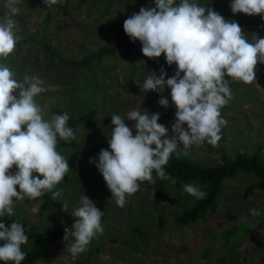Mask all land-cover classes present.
<instances>
[{"label": "rangeland", "instance_id": "374dc122", "mask_svg": "<svg viewBox=\"0 0 264 264\" xmlns=\"http://www.w3.org/2000/svg\"><path fill=\"white\" fill-rule=\"evenodd\" d=\"M3 2L0 0V18L4 12ZM63 4L68 5L69 14L59 7ZM230 4L231 0H207L201 6L211 7L225 19L238 22L249 41L255 36L264 38V28L261 27L264 25V14H234ZM18 7L20 10L14 17L19 27L18 35L29 40L17 43L15 51L0 63L9 65L20 81L26 75L37 76L42 81L41 86L46 91L36 100L44 108L46 119L52 115V107L68 108L75 116L84 115L93 107L97 109L89 126L78 127L75 138L82 153L74 178L57 185V190H62L57 207L45 211L41 206V197L35 200L25 198L15 201L14 214L27 217L39 230L51 227L64 232L65 227L71 229L75 218L70 212L62 210L63 202L68 203L71 211L85 194L104 212L101 219L103 234H98L87 251L76 257L68 252L70 242H65L63 235L56 241L49 256L36 264H218L221 256H225L230 264H264V243L259 244L264 226L255 223L259 215L264 216V195L255 194L246 201L241 198L246 186L255 180L253 175L239 173L235 178L226 180L218 209L197 223L182 226L175 223V217L196 199L185 192L183 186L178 188L169 183L168 197L155 204L154 183L142 182L139 190L127 198L126 205L121 208L117 206L96 164L89 162L90 158L98 162L99 152L89 151L93 144L101 142L106 133H111L114 128L112 115L125 116L133 109L142 114L158 112V123L165 125L171 136L175 113L167 115L174 106L170 88L166 86L162 92H142L135 81L142 82L150 71L159 75L161 65L167 72V79L175 74L177 66H169L164 54L158 58L142 54V58L139 55L134 63L112 57L104 61L103 68L94 65V68L83 70L75 77L70 74L61 78V67L60 71L53 68L59 67L60 63L57 59L54 62L50 60L40 42L48 41L66 58L80 59L100 46L121 43L129 37L123 29L125 19L138 13L141 7H155V3L152 0H62L47 7L44 0H20ZM36 62H40L42 68L50 64L53 69L49 72L40 67L34 70L32 67ZM263 65L258 63L256 81L251 84L230 81L232 100L221 110L228 123L222 129V139L217 146L224 148L230 156L244 150L252 152L257 146L264 147ZM162 96L169 100L167 108L158 103ZM125 123L132 128L135 122L126 119ZM178 147L184 151L182 144ZM73 151L72 148H64L59 152L67 159ZM188 154L208 165L221 160L220 152L207 142L194 146ZM11 171L15 172L16 168L13 166ZM195 185L201 190L200 185ZM253 208L259 211V215L251 214L250 209ZM161 217L163 227H160ZM252 226L255 229L248 232ZM233 228H237L239 233L230 239L225 238L224 232ZM28 249V243L22 246L24 252ZM207 252L209 254L205 255Z\"/></svg>", "mask_w": 264, "mask_h": 264}, {"label": "clouds", "instance_id": "9594fccd", "mask_svg": "<svg viewBox=\"0 0 264 264\" xmlns=\"http://www.w3.org/2000/svg\"><path fill=\"white\" fill-rule=\"evenodd\" d=\"M61 2L44 0L47 7ZM154 3L155 7H141L138 13L128 16L123 29L133 43L141 42L144 56L158 58L164 54L169 66H177L175 74L167 79L161 65L159 75L150 71L142 82L135 81L142 92L170 88L175 121L169 136V129L158 123V112L149 115L148 111L142 114L133 109L125 116H111L114 128L108 138L110 150L101 149L98 162L94 158L89 162L96 164L121 208L142 182H155L154 171L158 178L175 183L165 166L173 154H179L178 145H183L185 155L205 142L218 146L228 123L221 110L232 100L230 81L251 84L256 81L258 63H264V38L255 36L249 41L238 22L225 19L213 8L201 6L196 0ZM19 4L20 0L3 2L0 60H7L22 38L14 18ZM230 8L234 14L261 15L264 0H231ZM41 84L34 75L18 80L9 65L0 63V218L14 214L17 200H35L45 193L59 200L62 190H57V185L70 171L67 159L57 150L59 140L75 139L73 128L68 126L70 116L64 112L45 118L44 108L36 100L46 91ZM158 103L169 106L164 96ZM126 119L135 122L132 128ZM13 166L15 172L11 171ZM183 190L197 199L207 195L195 184H184ZM62 210L75 218L71 229L65 227L63 240L70 242L68 252L76 257L87 251L98 234H103L104 212L85 194L71 211L63 202ZM250 212L259 215L257 209ZM27 243L26 229L20 221L0 219V261L21 264L26 258L22 246Z\"/></svg>", "mask_w": 264, "mask_h": 264}, {"label": "trees", "instance_id": "16d2710c", "mask_svg": "<svg viewBox=\"0 0 264 264\" xmlns=\"http://www.w3.org/2000/svg\"><path fill=\"white\" fill-rule=\"evenodd\" d=\"M206 1L207 0H196V2L200 5L204 4ZM176 2H179V0H176ZM152 3L154 4V0H152ZM59 7H61L66 14L70 13L67 4L59 5ZM28 40L29 38H23L17 43H24ZM40 43L45 46L50 60L54 62L57 59L60 63L59 67L54 66L53 68L60 71L61 67L62 74L59 76L61 78L70 74L75 77L79 75L81 71L91 68L94 65L98 68H103L104 61L112 57L124 58L127 61L134 63L136 57H139L140 55L142 58L143 54L141 51V42L136 40L135 43H133L130 37L123 39V41L117 45L100 46L97 50L89 51L80 59L64 57L59 49L53 48L46 40ZM160 63L162 64V62ZM41 66L40 62H36L33 64L32 69L36 70L40 67L41 69H44V71L49 72L52 68L50 64L49 67L42 68ZM262 67H264V65ZM175 111V106H173L170 108L167 115L173 114ZM64 112L69 113L70 118L68 126L73 128L74 134L76 135L80 125L89 126L93 122L97 109L93 107L86 112V114L75 116L68 108H51V114H63ZM109 135L110 133H106L100 143L93 144L92 149L89 152H100L101 149L110 150L108 144ZM210 147L220 152L221 160L219 163L208 165L197 161L189 154L185 155L184 151H179L178 155H172L168 164L165 166V172L175 180V183L173 184L175 187L180 188L184 184L195 183L201 186V191L207 193L204 199L196 198L189 207L183 209L182 212L175 217V223L178 225L186 226L190 223H197L200 220L205 219L210 212H215L218 209L219 200L226 187V180L235 178L239 173L251 174L255 178L252 183L246 186L241 197L243 200L246 201L255 194L264 195V147L262 145L254 148L252 152L248 150L239 151L235 156H230L224 148L213 147L211 145ZM64 148L74 149V151L67 158L70 171L63 179V183L65 184L74 178L82 149L79 147V143L76 138L71 142L59 140L57 150L61 151L64 150ZM153 180L155 181L154 202L155 204H160L168 197V185L172 182L168 179L158 178L155 171L153 172ZM41 198L43 199L41 206L45 211L55 209L58 205L57 201L52 199L51 193H45ZM0 219H3L8 223L13 220L20 221L25 226L30 249L25 252L26 258L21 262V264H36L38 261L47 258L56 241L64 235L63 231L58 229L55 230L51 227H45L43 230H39L35 223L20 214L5 216ZM160 221V227H163L164 220L162 217L160 218ZM255 223H257L260 227L264 226V216L259 215ZM254 229L255 227L252 226L248 229V232H252ZM238 233L239 230L237 228H233L232 230L224 232V236L225 238L230 239L231 236L237 235ZM263 243L264 235L259 240L260 245ZM207 254L209 253L207 252L205 255ZM0 264H6V262L0 261ZM7 264H13V262L9 261ZM218 264L230 263H228V259L225 256H221Z\"/></svg>", "mask_w": 264, "mask_h": 264}]
</instances>
